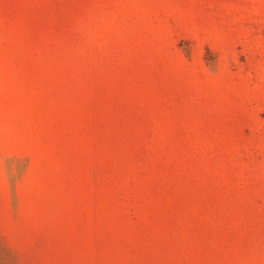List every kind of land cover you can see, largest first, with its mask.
<instances>
[{"label": "rangeland", "instance_id": "obj_1", "mask_svg": "<svg viewBox=\"0 0 264 264\" xmlns=\"http://www.w3.org/2000/svg\"><path fill=\"white\" fill-rule=\"evenodd\" d=\"M0 264H264V0H0Z\"/></svg>", "mask_w": 264, "mask_h": 264}]
</instances>
